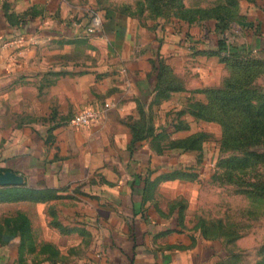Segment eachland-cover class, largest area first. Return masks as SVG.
Segmentation results:
<instances>
[{
  "label": "crops",
  "instance_id": "crops-1",
  "mask_svg": "<svg viewBox=\"0 0 264 264\" xmlns=\"http://www.w3.org/2000/svg\"><path fill=\"white\" fill-rule=\"evenodd\" d=\"M121 5L0 0V173L11 169L29 188L66 193L64 232L40 226L38 208H4L28 200L38 206L39 198L0 199V264H259L247 255L256 245L253 232L234 233L230 221L201 213L202 183L215 163L204 142L184 148L162 140L165 132L178 140L208 124L185 112L165 130L173 119L168 110L182 105L193 82L161 92L156 55L169 61L173 45L188 40L208 51L214 34L203 35L204 24L162 26L159 18L152 30L151 20ZM240 5L244 40L263 51L264 0ZM18 36L34 44L20 48ZM89 43L105 46V68H88L81 59ZM71 51L79 62L66 59ZM170 65L177 72L205 70ZM104 100L115 105L101 120L79 128L68 123L75 111ZM50 108L54 123L39 122ZM136 132L144 136L132 145ZM20 186L0 185V192Z\"/></svg>",
  "mask_w": 264,
  "mask_h": 264
},
{
  "label": "rangeland",
  "instance_id": "rangeland-1",
  "mask_svg": "<svg viewBox=\"0 0 264 264\" xmlns=\"http://www.w3.org/2000/svg\"><path fill=\"white\" fill-rule=\"evenodd\" d=\"M115 1L121 3L122 8L130 10L136 16L143 17L144 20H151L149 26L152 30L159 27L160 22L157 18L162 21V26L167 25L175 29L180 22L187 25L204 24L208 18L218 19V26L216 30L213 29V33L216 32L225 40L226 47L224 49L220 51L198 50L196 48L197 41L188 40L173 45V48H176V53L169 56V61H166V57L160 53L156 55L155 61L164 65L161 74L162 84L167 82L176 86L173 89L178 90L184 87V83L193 82L189 88L190 95H186L182 105L178 109L168 110V116H173V119L167 121L168 128L165 130L168 131L169 128L176 126L179 123V116L185 112L199 117L198 122L208 124L205 130L197 131L199 144L204 142V146L215 162L208 170L210 177L205 178L202 183L205 188L200 203L201 213L208 217L224 218L226 221H230L232 227L236 228L234 233L253 232L256 245L247 248V255L252 259L257 258L259 264H264V194L257 195L259 192H264V135L259 136L256 143L246 144V147L235 148V143L231 139L227 144H224L222 138L224 128L230 136L240 128L239 126L244 131L250 114L244 110L236 109L231 104L223 105L216 92V89H222L223 93L231 94L235 90L243 89L252 101L261 102L264 100V50H253L245 42L240 14L241 1L250 2L252 0ZM93 9L96 10L97 7ZM162 42L161 40L160 45ZM33 44L31 39L18 42L19 47L23 49L29 48ZM104 47L101 44L89 43L86 45L85 54L81 56V59L88 68L96 64L106 66L109 56L104 52ZM72 52H70V56H66V59L73 60L75 64V62H79L80 57ZM180 61L186 65L198 66V68L203 66L205 70L190 68V71L179 69L177 72L170 63ZM104 73L105 71L100 72L99 76ZM40 97L42 98V96ZM38 105L41 106V103ZM51 114L52 109L46 115L39 116L37 120L41 123L52 124L54 120H51ZM218 117L225 121V126L222 124V119L219 120ZM61 119L55 121L60 122ZM64 121L65 119L62 120V122ZM151 129L153 131L152 124ZM169 135V132H165L162 135V140L171 143L172 139ZM251 149L263 152L262 156L256 155L255 157L248 154L247 150ZM230 154H243L250 158L244 165L232 169L230 166L220 163ZM0 171H2L1 167ZM25 184L23 182L19 188L27 187ZM62 190L55 188L43 190L38 197L40 199L38 206L28 200L16 204L8 202L4 208L7 211H13L20 207L29 213L38 208L40 214L36 216L35 221L40 226L45 222L64 232L62 228L65 216L61 210L66 205V193L60 192ZM10 193L3 192L6 196H13ZM54 197L59 199L49 203Z\"/></svg>",
  "mask_w": 264,
  "mask_h": 264
},
{
  "label": "trees",
  "instance_id": "trees-1",
  "mask_svg": "<svg viewBox=\"0 0 264 264\" xmlns=\"http://www.w3.org/2000/svg\"><path fill=\"white\" fill-rule=\"evenodd\" d=\"M207 20L204 21V34L203 35L210 36V34L213 33V29L216 30V28L218 26V19L217 18H208ZM213 34H214L213 44L209 46L208 51H220V50L224 49L226 47L225 40L223 38H221L216 32ZM153 66L157 70L158 81L160 84H162L163 80L161 79V74H162L164 65L159 63V62H154ZM172 88H176V86L166 82L165 84H162L161 92L166 91L168 89H172ZM212 89H214V88H212ZM216 92L218 94L217 97L220 99V101L223 105L231 104L236 109L244 110V111L248 112V114H250L248 116L249 122L246 124V129L244 131H242L241 126H239L240 128H238V130L234 131L232 136H230L229 134H227V132L225 131V128H224L223 135H222L223 143L227 144L229 142V139H231L235 143L234 144L235 148L236 147L237 148L243 147L248 143L250 144V142L252 144L256 143V140L258 139V137L264 135V100L261 102L252 101L251 98L249 96H247V94L245 93V91L243 89L235 90L231 94H229V92L223 93L224 91H222V89H216ZM221 93H223V94L221 95ZM218 119L221 120L222 118L218 117ZM221 121H222L223 126H225V121H223V119ZM151 130L152 129H151V125H150L148 131H149V133L151 132V134H152ZM142 136H144V135H141L140 133L136 132L134 135L133 141H132V145H134V141L137 138H140ZM198 139H199V136L197 133H195L192 136H189L187 138L172 140L171 143L175 144V145L182 146L184 148H186V147H200ZM247 153L252 155V156H255V157H256V155L262 156V154H263V152H257L254 149L247 150ZM249 158H248V156L243 155V154L242 155L230 154L226 158H223L220 161V163L226 164V165L230 166L232 169H234V168H237L238 166H242L245 163H247L249 161ZM253 159H255V158H253ZM181 173L184 174L185 172L179 171V170H174L171 172L172 175H176V174L178 175ZM42 191L43 190L32 189L29 187L17 188L14 190L6 189L4 192H11L10 194H12L13 196H6L3 194V191H1L0 192V199L1 198L16 199V198H26V197L38 198V197H40V193ZM250 191L253 192L252 190H250ZM255 193H257V192H255ZM262 194H264V192L257 193V195H262Z\"/></svg>",
  "mask_w": 264,
  "mask_h": 264
},
{
  "label": "built area",
  "instance_id": "built-area-1",
  "mask_svg": "<svg viewBox=\"0 0 264 264\" xmlns=\"http://www.w3.org/2000/svg\"><path fill=\"white\" fill-rule=\"evenodd\" d=\"M87 30L91 32L93 31V27L87 26ZM23 40H25L23 36H18L13 39L15 42H21ZM114 105L115 102L113 100H104L97 105H87L75 111L68 119V123L75 128H79L91 122L99 121L104 117L107 109Z\"/></svg>",
  "mask_w": 264,
  "mask_h": 264
},
{
  "label": "water",
  "instance_id": "water-1",
  "mask_svg": "<svg viewBox=\"0 0 264 264\" xmlns=\"http://www.w3.org/2000/svg\"><path fill=\"white\" fill-rule=\"evenodd\" d=\"M23 182V175L14 170L5 169L0 173V185H22Z\"/></svg>",
  "mask_w": 264,
  "mask_h": 264
}]
</instances>
